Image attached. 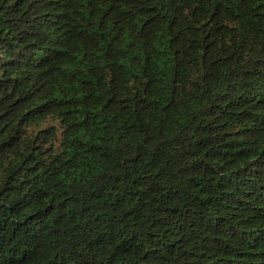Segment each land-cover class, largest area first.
I'll use <instances>...</instances> for the list:
<instances>
[{
	"label": "trees",
	"instance_id": "trees-1",
	"mask_svg": "<svg viewBox=\"0 0 264 264\" xmlns=\"http://www.w3.org/2000/svg\"><path fill=\"white\" fill-rule=\"evenodd\" d=\"M0 264H264V0H0Z\"/></svg>",
	"mask_w": 264,
	"mask_h": 264
}]
</instances>
